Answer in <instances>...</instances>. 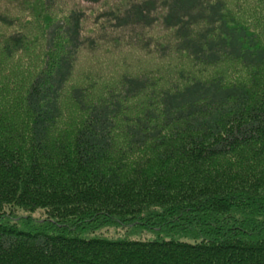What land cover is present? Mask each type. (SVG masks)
Listing matches in <instances>:
<instances>
[{
    "label": "trees",
    "instance_id": "16d2710c",
    "mask_svg": "<svg viewBox=\"0 0 264 264\" xmlns=\"http://www.w3.org/2000/svg\"><path fill=\"white\" fill-rule=\"evenodd\" d=\"M120 4L98 19L127 34L156 23L169 31L172 49L194 64L230 61L244 76L231 83L220 76L184 79L162 88L122 73L98 97L75 87L70 97L81 119L71 134L56 136L64 83L77 51L92 46L81 33L84 15L72 9L62 20L31 26L29 37L27 25L16 28L20 18L0 13V50L7 57L39 52L31 83L17 97L3 95L8 88L0 87V264H264V14L257 15L260 29L250 30L232 18V0ZM136 36L126 43L146 48ZM146 92L154 93L155 109L131 117L136 109L129 100ZM17 109L29 120L13 137L2 122ZM156 135L147 166L134 171L126 165L124 173L117 167L126 158L122 150L137 154ZM36 209L46 216L18 230L16 224L26 225ZM115 216L194 241L76 235L119 222Z\"/></svg>",
    "mask_w": 264,
    "mask_h": 264
},
{
    "label": "rangeland",
    "instance_id": "374dc122",
    "mask_svg": "<svg viewBox=\"0 0 264 264\" xmlns=\"http://www.w3.org/2000/svg\"><path fill=\"white\" fill-rule=\"evenodd\" d=\"M120 2L121 0H103L96 4H89L82 3L81 0H0V13L13 17L14 22L20 18L16 28L20 29L27 25L30 28L29 37L31 26L38 24L43 26L57 19L62 20L72 9L78 10L84 15L81 33L92 40V46H85L79 52L77 51L75 66L68 80L64 83L59 98L61 110L59 118L61 121L54 126L53 132L56 136H58L57 134H71L69 131L75 128L72 124L77 119H81V114L75 108L76 106L70 97V92L75 87L81 88L88 96L98 97L103 95L106 90L112 89L111 87H115L119 80L118 76L122 73L142 76L150 83L149 87L162 88L171 85V83H183L185 82L184 79L210 81L220 76L223 82L231 83L244 76L243 70L230 61H222L213 66L194 64L188 57H184L182 53H177L172 49L170 46L171 39L167 33L169 31L163 29L160 25H156V23L149 28L138 29L127 34L121 31L122 29H113L111 23L107 20L103 18L98 19L97 15L100 14L99 12H108L114 6H120ZM231 8L232 18L238 23L246 24V28H251L250 30L260 29L257 15L264 14V0H232ZM12 28H15V26ZM3 30L7 33L10 32V34L15 32L14 29L3 28ZM139 33L146 37L143 38L141 35H138ZM135 35L141 40V45L146 48L126 43V40H129L128 37ZM30 39L38 42L39 38L31 37ZM145 40H150V42L145 43ZM38 53V50L34 48L23 55L7 57L0 50V87L6 86L8 88L3 95H11L10 91L16 93L19 91V88L31 83L30 79L34 76L37 68L35 62L38 58ZM175 68L183 71L182 77L176 75ZM94 77H98L99 79H92ZM152 94L154 93H142L137 98L134 97L129 100L131 108L136 109L130 112L131 117L140 113L144 117L146 111L144 109L146 107L148 109H155L157 102ZM15 96L17 97V93ZM0 105L4 108L3 103H0ZM11 107L12 109L15 108L14 106ZM155 112L156 120L160 121L161 115L157 113L158 111L155 110ZM6 113L7 111H5ZM126 116L128 117L129 114ZM147 118L149 119L150 117ZM28 120L29 117L21 109L15 110V113L10 110L9 116L6 118L7 122L3 121L2 125L4 124L3 128L7 130L8 126L6 125H9L14 132L11 133L12 136L16 137V130L21 126H26L27 128ZM151 120H155V118H151ZM8 122L10 123L8 124ZM122 122L125 121L122 120ZM128 123L134 124V121L131 120ZM157 136L147 137L142 148L139 147V149L137 147L139 149L137 154V150L133 151L131 148L121 149L126 158L121 160L123 165H117V167L123 168L122 171L124 173L126 165L134 171L141 168L142 163L147 166L149 163L146 162L150 158L152 146L155 144L154 138ZM119 138L120 136L116 134V139L119 140ZM163 142L171 144L168 141ZM117 143L119 147L126 145L124 142ZM133 155L137 156L132 160ZM125 159H127V162L124 161ZM30 216L32 219L26 225H22L20 222L16 224L18 230H28L29 224L35 223V220L43 219L46 214L43 209H36L30 213ZM115 218L117 220L120 219L118 216H115ZM41 223L47 224L49 222L41 221ZM177 234L180 233L173 231H161L157 233L150 228L141 224L139 225V223L133 225L128 224L126 221L120 222L119 220V222H116L111 220L92 232L76 235L84 237V239L100 237L120 242L158 241L171 239V237H177L187 242L194 241L190 236H178Z\"/></svg>",
    "mask_w": 264,
    "mask_h": 264
}]
</instances>
